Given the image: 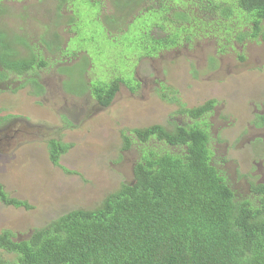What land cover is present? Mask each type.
I'll use <instances>...</instances> for the list:
<instances>
[{
    "label": "rangeland",
    "instance_id": "obj_1",
    "mask_svg": "<svg viewBox=\"0 0 264 264\" xmlns=\"http://www.w3.org/2000/svg\"><path fill=\"white\" fill-rule=\"evenodd\" d=\"M137 1L130 11L121 10V29L109 35L105 26L115 24L116 0H0V32L18 50L9 55L11 63L30 59L34 67L46 59V67L32 69L39 88L29 73L8 72L0 79V183L31 205L0 199V233L8 229L26 239L72 209L99 206L133 180L140 155L135 148L122 149V130L153 124L169 130L177 124L208 125L213 164L238 199L255 201L253 186L264 184V126L258 120L264 113V40L235 38L234 47L221 53L218 41H225L227 26L210 35L190 29L186 19L182 25L168 20L166 32H180L183 25L187 31L176 45L148 55L139 34L160 15L144 13V1ZM167 1L171 7L180 4ZM184 4L198 9L188 0ZM127 24L128 31L121 32ZM52 42L56 47L47 46ZM116 77L119 91L103 106L96 87ZM208 100L215 105L202 120L181 112ZM52 138L70 144L59 165L49 157ZM14 256L0 248V257Z\"/></svg>",
    "mask_w": 264,
    "mask_h": 264
},
{
    "label": "trees",
    "instance_id": "obj_2",
    "mask_svg": "<svg viewBox=\"0 0 264 264\" xmlns=\"http://www.w3.org/2000/svg\"><path fill=\"white\" fill-rule=\"evenodd\" d=\"M142 1L144 13L160 15L156 25L148 32L143 27L139 34L148 55L176 45L187 31L183 25L180 32H166L168 20L182 25L181 20L186 19L190 29L210 35L227 26L225 41H218L221 53L234 47L236 39L240 43L248 38L264 40V0H188L198 8L192 10L183 5L184 0L173 7L167 0ZM140 2L116 0L114 6L120 8L111 14L115 24L105 26L107 33L121 29V10L130 11ZM140 14L136 17H142ZM128 24L121 32L128 31ZM158 30L165 35H157ZM3 36L0 32L1 81L8 72L29 73L32 84L41 87L32 69L46 67V59L39 58L34 67L30 59L11 63L9 55L18 50ZM185 38L192 40L191 36ZM47 44L56 47V42ZM118 80L96 87L103 106L119 91ZM214 105L215 100H208L181 112L197 122ZM258 120L264 126V113ZM208 127L193 123L177 124L172 130L160 124L123 129L122 149L135 148L140 155L132 168L133 180L108 193L99 206L72 209L34 228L26 239H16L12 231L3 230L0 248L15 256L13 260L0 257V264H264V184L253 186L254 202L236 197L227 176L211 160ZM69 146L50 139L51 162L59 165ZM0 199L7 205L31 207L10 196L2 183Z\"/></svg>",
    "mask_w": 264,
    "mask_h": 264
},
{
    "label": "flooded vegetation",
    "instance_id": "obj_3",
    "mask_svg": "<svg viewBox=\"0 0 264 264\" xmlns=\"http://www.w3.org/2000/svg\"><path fill=\"white\" fill-rule=\"evenodd\" d=\"M147 7H149V5H147Z\"/></svg>",
    "mask_w": 264,
    "mask_h": 264
},
{
    "label": "clouds",
    "instance_id": "obj_4",
    "mask_svg": "<svg viewBox=\"0 0 264 264\" xmlns=\"http://www.w3.org/2000/svg\"><path fill=\"white\" fill-rule=\"evenodd\" d=\"M1 129V128H0Z\"/></svg>",
    "mask_w": 264,
    "mask_h": 264
}]
</instances>
